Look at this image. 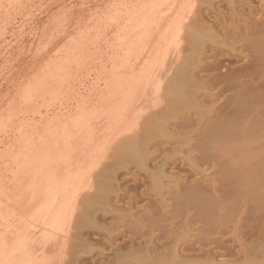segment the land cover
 I'll return each instance as SVG.
<instances>
[{"label": "bare ground", "instance_id": "obj_1", "mask_svg": "<svg viewBox=\"0 0 264 264\" xmlns=\"http://www.w3.org/2000/svg\"><path fill=\"white\" fill-rule=\"evenodd\" d=\"M62 4L5 59L0 264H264V0Z\"/></svg>", "mask_w": 264, "mask_h": 264}, {"label": "rangeland", "instance_id": "obj_2", "mask_svg": "<svg viewBox=\"0 0 264 264\" xmlns=\"http://www.w3.org/2000/svg\"><path fill=\"white\" fill-rule=\"evenodd\" d=\"M10 1V0H9ZM8 0L7 1H2V2H4L2 5H4V4H6V5H10L9 7H6V5H4V6H0V8H1V10H0V98H5V99H7V97H9L10 95L8 94V93H10V92H8V90L11 88L12 90L13 89H15L16 88V86L19 84L20 86H21V82H22V80H23V82L24 81H27L28 82V80H30V78L32 77L31 75H33V72L31 71V68L30 67H32L34 64H31L32 62L30 61V63H28L29 61V58L28 57H25L26 56V53H24V51L26 52V50L27 49H29L31 46L32 47H34L35 48V44H37L38 43V39L39 38H42V37H40V35H41V31H43V30H41L42 28L43 29H45L44 27L46 26V28L48 27V28H50L51 29V27L49 26L50 25V20H48L49 18H50V16L52 15V13L55 11V10H57L58 9V7L60 8L61 6H64V4H62V3H64L65 2V5H66V3H67V1H69V0H52V3H51V0H29V2H28V0H24L25 2L23 3V0H22V2L21 1H19V0H16L17 2H18V5L20 6V3L19 2H21V7H19L18 5H16L17 3L16 2H14L15 0H11L10 1V3H8L9 2ZM13 1V2H12ZM42 3H41V2ZM47 3H46V2ZM6 2V3H5ZM41 4H40V3ZM57 2H59V3H57ZM61 2V3H60ZM11 3H13L12 5H11ZM14 3H15V5H14ZM46 3V4H45ZM49 3V4H48ZM51 3V4H50ZM69 3V2H68ZM33 4H34V6H33ZM35 4H37L38 6L36 7V5ZM59 4V5H58ZM22 5H24V6H22ZM41 5V6H40ZM42 5H44V6H42ZM14 6H15V8H14ZM12 9H11V8ZM32 7V8H31ZM50 7L52 8V9H50ZM3 8V9H2ZM6 8H8V9H6ZM18 8V9H17ZM55 8V9H54ZM11 9V10H10ZM15 9H17V11L15 10ZM33 9V10H32ZM41 9V10H40ZM44 9V10H43ZM48 10L47 12H46V10ZM19 10H21V11H19ZM30 10V11H29ZM40 10V11H39ZM9 11V12H8ZM11 11V12H10ZM32 11V12H31ZM53 11V12H52ZM5 12V13H4ZM29 12H30V14H29ZM38 12V13H37ZM50 12H51V14H50ZM9 13V14H8ZM34 14V15H33ZM50 14V15H49ZM6 15V16H5ZM8 15V16H7ZM10 15V16H9ZM28 15V16H27ZM48 15H49V18H48ZM25 16V17H24ZM11 17V18H10ZM15 17V18H14ZM24 17V18H23ZM35 19V20H33V19ZM39 18V19H38ZM45 18H47V20L45 19ZM11 19V20H10ZM19 19V20H18ZM2 20H4V21H2ZM14 20V21H13ZM31 22H30V21ZM2 21V22H1ZM26 21H28V23L26 22ZM48 21V22H47ZM3 22L5 23L4 25H3ZM10 22V23H9ZM20 22V23H19ZM23 23H25L24 25H22ZM36 23H37V25H36ZM44 23V24H43ZM47 23V24H46ZM46 24V25H45ZM13 25V26H12ZM16 25H18V26H16ZM21 25L23 26V28L21 27ZM26 25V26H25ZM44 27H43V26ZM36 27V28H35ZM11 28V29H10ZM13 28V29H12ZM18 28H19V30H18ZM4 29V30H3ZM15 29V30H14ZM13 30V31H12ZM22 30H24V31H22ZM36 30H40V31H36ZM2 31V32H1ZM36 31V32H35ZM47 31V30H46ZM21 32V33H20ZM29 32V33H28ZM13 33V34H12ZM23 33V34H22ZM35 33V34H34ZM36 33H38L37 35H36ZM5 34V35H4ZM4 36V37H2V36ZM7 35V36H6ZM36 36V38L34 39V37ZM19 36H20V38H19ZM39 36V37H38ZM19 38V39H18ZM32 40H33V42H32ZM37 40V41H36ZM6 41V42H5ZM31 41V42H30ZM19 42H21V43H19ZM28 43V44H27ZM20 44V45H19ZM27 44V45H26ZM34 44V45H33ZM18 45V46H17ZM23 46L24 47V49H20V46ZM7 47H9V48H7ZM27 49H26V48ZM29 47V48H28ZM2 48V49H1ZM16 48V49H15ZM10 50V51H9ZM13 50V51H12ZM15 50V51H14ZM20 50V51H19ZM23 50V52H21ZM9 52V53H8ZM17 54H16V53ZM3 53H4V55H3ZM22 53V54H21ZM24 53V54H23ZM9 54H11V55H9ZM21 56H20V55ZM6 55H8L7 57H5ZM14 55V56H13ZM19 55V56H18ZM24 55V56H23ZM10 56H11V61L14 63L13 65H15L16 67L17 66H21L22 65V68H23V71H22V73L23 74H21L20 75V77H22L23 75L25 76V77H28V80H24V76L22 77V79L20 78V77H18V78H15V82H18V84L16 83L15 84V82H14V84H13V86L12 87H14V88H12V87H10V88H8V90H5V89H7L4 85H6V84H8V83H6L7 81L5 80V76L7 75V73H8V71H7V69H8V65L7 66H5V59H7V58H10ZM17 56V57H16ZM14 57L15 58H17V62L16 61H13V60H16V59H14ZM25 57V58H24ZM27 58V59H26ZM19 60V61H18ZM22 61H24V62H22ZM26 61V62H25ZM19 62V63H18ZM1 64H2V66H1ZM26 64V65H25ZM31 64V65H30ZM24 65V66H23ZM30 65V66H29ZM28 67V68H27ZM2 69V70H1ZM27 69V70H26ZM24 70H26V71H24ZM28 70H30V71H28ZM32 70H34V66H33V69ZM27 71H28V74H27ZM2 72V73H1ZM31 72H32V74H31ZM24 73H26L28 76H26ZM30 73V74H29ZM31 77H30V76ZM3 76V77H2ZM20 78V79H19ZM16 79H17V81H16ZM18 79H19V81H18ZM6 81V82H5ZM22 82V87H26V85L24 84V83H26L27 84V86H28V84H30V81H29V83H27V82H24L23 83ZM24 84V85H23ZM16 85V86H15ZM7 86V85H6ZM4 89V90H3ZM9 90V91H12V90ZM4 92V94H2ZM8 92V93H7ZM5 96V95H7V97H3V96ZM50 104V103H49ZM46 105V104H45ZM48 105V104H47ZM50 105H48V107H49ZM130 167H132V166H129L128 168H130ZM124 170H120V171H118L117 172V174H116V177H117V179H120L119 177H121L120 175H122L123 176V174H124V172H123ZM121 172V173H120ZM118 174H119V176H118ZM101 216V217H100ZM96 219V218H95ZM113 219H110L109 218V215H107V216H105V215H98L97 216V219L95 220L97 223H98V225H96V226H99L97 229L98 230H95V229H92V230H86L85 231V234L87 235V234H89V232H90V234H89V237H90V240L92 241V242H96V243H98V245H100V238L101 237H106V235L108 234V232H105V230L106 229H108V228H111V226L114 224L115 226L117 225V223L119 222L118 221V219L117 220H113V222L114 223H110L111 221H112ZM115 221H117V223H115ZM110 223V225H108ZM130 224V223H129ZM113 225V226H114ZM115 226H114V228H115ZM101 227V228H100ZM105 227V229L102 231V229ZM118 227V225L116 226V228ZM113 228V227H112ZM115 228V229H116ZM100 229V230H99ZM117 238H120V235H117ZM263 239H264V236L262 237ZM231 238H229V239H226V243H229V244H226L228 247H229V249H236V246H232V244L230 243V242H232L233 241V239H231ZM230 241V242H229ZM262 241V240H261ZM258 242H260V240L258 241ZM262 242H264V240L262 241ZM231 246V247H230ZM100 247V246H99ZM234 247V248H233ZM95 249H97V250H95ZM94 250L92 249L90 252H85L84 254H82L81 256L83 257V260H82V263L81 264H91V262H92V264H94L93 263V260L92 259H94V258H97V257H99L100 256V254L102 253L101 252V248L100 249H98V247L97 248H95ZM100 250V251H99ZM117 250V249H116ZM116 250L115 251H113V253H112V251L111 252H105L106 254H105V256H104V258H106V261L109 259V262L107 261V263L108 264H110V263H112V264H119L120 263V261H122V259H121V257L122 256H125L126 254H128L129 253V251L127 252L124 248H123V250L120 248V249H118L117 250V252H116ZM92 251H93V254H92ZM126 252V253H125ZM90 253H91V255H90ZM95 253V254H94ZM99 253V254H98ZM96 254H97V257H96ZM114 254V255H113ZM99 255V256H98ZM228 255V254H227ZM95 256V257H94ZM241 256L239 255V257H238V259L239 260H242L241 258H240ZM90 258V259H89ZM82 259V258H81ZM111 260V261H110ZM91 261V262H90ZM117 261V263H115ZM95 264H98V263H95Z\"/></svg>", "mask_w": 264, "mask_h": 264}]
</instances>
